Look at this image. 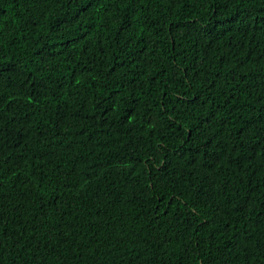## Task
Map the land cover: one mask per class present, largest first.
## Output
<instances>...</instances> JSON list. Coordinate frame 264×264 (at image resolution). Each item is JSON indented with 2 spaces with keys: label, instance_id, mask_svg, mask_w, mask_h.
I'll list each match as a JSON object with an SVG mask.
<instances>
[{
  "label": "trees",
  "instance_id": "1",
  "mask_svg": "<svg viewBox=\"0 0 264 264\" xmlns=\"http://www.w3.org/2000/svg\"><path fill=\"white\" fill-rule=\"evenodd\" d=\"M0 264H264V0H0Z\"/></svg>",
  "mask_w": 264,
  "mask_h": 264
}]
</instances>
